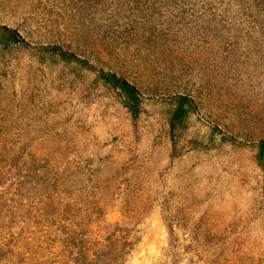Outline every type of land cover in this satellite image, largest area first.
I'll use <instances>...</instances> for the list:
<instances>
[{"label":"rangeland","instance_id":"1","mask_svg":"<svg viewBox=\"0 0 264 264\" xmlns=\"http://www.w3.org/2000/svg\"><path fill=\"white\" fill-rule=\"evenodd\" d=\"M0 26V264H264V0H0Z\"/></svg>","mask_w":264,"mask_h":264},{"label":"trees","instance_id":"2","mask_svg":"<svg viewBox=\"0 0 264 264\" xmlns=\"http://www.w3.org/2000/svg\"><path fill=\"white\" fill-rule=\"evenodd\" d=\"M0 33L2 34H7L10 33L12 35V40L13 41H19L20 43L23 44V42L19 39V37L16 35V33H14L13 31L9 30L6 27L0 26ZM50 52L52 54H59L60 56H62V58L64 59H71L73 58V56L63 50H61L58 47H52L50 48ZM75 62H77L81 67H85L88 68L89 66L87 65V62L81 59H77ZM96 74L99 76V78L106 83L111 84L112 86H114L115 88L120 89L128 98V100H130L131 102V111L135 112L137 105L141 99V96L138 93V90L135 88V86L128 82L126 79H124L123 77L116 75L115 73H111V72H103V71H98L96 72ZM175 109L173 112V116H172V122H176L178 126H181L184 119L193 111V108H195L192 103L191 100H189L187 97L185 96H177L175 98ZM216 132V131H215ZM232 136L227 137V139L229 141H233ZM254 147H256L258 149V153L260 156V160L262 162H264V140H259L258 142L253 144Z\"/></svg>","mask_w":264,"mask_h":264}]
</instances>
